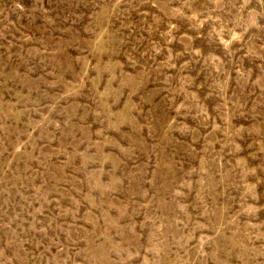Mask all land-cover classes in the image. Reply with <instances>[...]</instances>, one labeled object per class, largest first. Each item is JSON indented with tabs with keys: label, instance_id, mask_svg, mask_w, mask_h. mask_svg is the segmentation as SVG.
Returning <instances> with one entry per match:
<instances>
[{
	"label": "rangeland",
	"instance_id": "obj_1",
	"mask_svg": "<svg viewBox=\"0 0 264 264\" xmlns=\"http://www.w3.org/2000/svg\"><path fill=\"white\" fill-rule=\"evenodd\" d=\"M0 264H264V0H0Z\"/></svg>",
	"mask_w": 264,
	"mask_h": 264
}]
</instances>
